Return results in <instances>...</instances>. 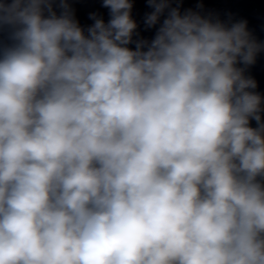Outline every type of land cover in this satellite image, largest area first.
<instances>
[{"label": "clouds", "instance_id": "9594fccd", "mask_svg": "<svg viewBox=\"0 0 264 264\" xmlns=\"http://www.w3.org/2000/svg\"><path fill=\"white\" fill-rule=\"evenodd\" d=\"M100 3L85 30L0 0V264H264V43L183 0L134 40L133 0Z\"/></svg>", "mask_w": 264, "mask_h": 264}]
</instances>
